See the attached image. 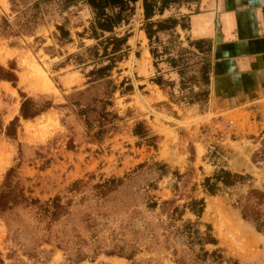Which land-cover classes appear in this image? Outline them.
Here are the masks:
<instances>
[{
  "label": "rangeland",
  "instance_id": "rangeland-1",
  "mask_svg": "<svg viewBox=\"0 0 264 264\" xmlns=\"http://www.w3.org/2000/svg\"><path fill=\"white\" fill-rule=\"evenodd\" d=\"M184 9L166 11L162 19ZM91 21V9L81 2L65 7L63 0H0V66H11L17 78L16 88L0 81L3 126L18 116L20 94L54 106L20 120L15 140L0 133V187L6 171L19 165L20 188L28 200L39 201L0 214V264H176L177 257L194 264L198 247L176 233L187 220L201 232L210 225L217 246L205 250L219 248L225 259L241 264H264V235L240 218L234 194L211 197L200 187L224 168L250 175L251 185L262 189L264 163L252 159L264 142V126L256 128L254 116L240 113L219 116L222 123L199 117L206 107L187 103L188 90H181L176 69L165 61L184 54L191 74L201 56L189 54L191 37L177 28L178 39L160 37L156 47L169 55L154 67L142 30V0L130 23L114 30L117 37L129 35V49L107 78L119 87L109 98L103 80L86 78L108 64L93 56V47L99 55L102 48L90 38ZM158 75L174 86L160 89L151 82ZM104 101L112 103L105 111L119 119L104 114L99 120ZM138 122L156 136L155 147L132 135ZM99 123L106 124L100 142L93 137ZM111 180L121 183L102 187ZM188 197L204 199L199 221L189 213L173 221L162 212L163 202L175 199L181 207ZM54 198L65 212L50 219L46 206ZM237 224L241 229L233 228Z\"/></svg>",
  "mask_w": 264,
  "mask_h": 264
},
{
  "label": "trees",
  "instance_id": "trees-1",
  "mask_svg": "<svg viewBox=\"0 0 264 264\" xmlns=\"http://www.w3.org/2000/svg\"><path fill=\"white\" fill-rule=\"evenodd\" d=\"M138 1L139 0H63L65 7L75 6L78 2H81L91 9L92 21L89 27L90 38L98 41L97 46L102 48V54L99 55L98 48L93 47V56L95 59L105 58L108 64L89 71L86 78L88 79V83L103 80L104 84L110 87L107 93L109 98L118 91L119 87L111 80H107V78L110 76L112 69L115 68L116 63L120 62L126 56L129 49L127 45L129 35L117 37L114 35V30L130 23L135 13V4ZM198 2L199 0H142L144 18L142 30L150 44V55L154 67H157L162 55H169L166 47H163L162 51H159L158 47H156V45L161 42L160 37L167 35L170 38L175 37L178 39L179 34L176 33L177 28L180 29L181 32L189 31V19L186 15H179L178 17L170 16L162 19L164 12L171 9L179 10L182 7L190 11L191 7ZM57 30L61 33L62 38L67 36L62 26H58ZM105 34H109L110 36L105 37ZM187 39L190 49L189 54L201 56L200 61L196 63L199 65L198 69L191 74L188 73L189 65L185 60L184 54L168 56L165 62L169 64L171 69H176L181 90H188L190 101L187 103L190 105H200L199 103L201 102L199 106L200 109H205L209 96L211 43L203 39L193 40L189 37ZM109 47L111 48L110 51H108ZM92 77H94V79L90 80ZM0 81L9 82L12 87L16 88L17 78L11 66L8 70L0 66ZM151 82L162 90L165 89V87L172 88L174 86L173 82L163 81L160 75L152 79ZM123 85L124 82L120 84V87H123ZM128 88V90L131 89V87ZM20 96L21 102L18 116L9 121L5 127L0 120V133H3V135L10 140L16 139L17 130L20 127V120H33L54 107L51 101L39 102L24 94H20ZM106 106H112V103L104 101L99 120H105L104 114L110 115L111 120L119 119L117 114L114 113L112 115L107 113L105 111ZM81 115H85L84 110L81 111ZM86 124L89 128V123ZM105 125L106 124L99 123L97 131L93 134L95 140L99 142L102 141L103 135L105 134ZM132 135L147 146L155 147L156 136L151 134L150 129L144 122H138L134 125ZM252 162L254 164L258 162L264 163V142H262L259 151L254 154ZM18 168L19 165L10 167L4 175L0 187L1 215L21 204L29 206L39 204L38 200H28L27 197H25L18 180ZM161 168H165V165H161ZM251 181L252 177L248 174L233 173L230 170L220 168L215 171L212 176L205 177L200 187L204 195L211 197L223 193H228L230 195L234 194L235 198L232 207L238 211L240 218L250 224L257 233L264 235V186L262 189L255 188L251 185ZM120 183L121 180H111L102 185V187L108 185L116 187ZM243 188H246L245 192H236ZM58 200V198H54L51 201L52 205L47 204L46 206V212H48L50 219H56L65 212L63 207L58 204ZM175 204V199L162 203V212H166L170 220L174 218L173 221H181L185 213L193 215L196 220L199 221L205 209L203 198L196 199L194 197H188L181 207ZM150 207H156V203H152ZM205 226L206 231L201 232L197 228V223L187 220L176 230L178 235L186 237L188 244L198 247V252L194 253L193 263L202 264L210 261L211 264H241L238 260L225 259L219 248L211 252L205 250L207 245L217 246V240L212 234L210 225ZM81 261L82 259H79L77 263ZM0 263H2V261H0ZM175 263L187 264L183 257H177Z\"/></svg>",
  "mask_w": 264,
  "mask_h": 264
},
{
  "label": "crops",
  "instance_id": "crops-1",
  "mask_svg": "<svg viewBox=\"0 0 264 264\" xmlns=\"http://www.w3.org/2000/svg\"><path fill=\"white\" fill-rule=\"evenodd\" d=\"M179 15L188 17L191 39L211 43L208 103L199 117L222 123L219 116L240 113L264 126V0H199Z\"/></svg>",
  "mask_w": 264,
  "mask_h": 264
},
{
  "label": "bare ground",
  "instance_id": "bare-ground-1",
  "mask_svg": "<svg viewBox=\"0 0 264 264\" xmlns=\"http://www.w3.org/2000/svg\"><path fill=\"white\" fill-rule=\"evenodd\" d=\"M233 228H240L241 229V226L239 224L235 225ZM238 230V229H237Z\"/></svg>",
  "mask_w": 264,
  "mask_h": 264
}]
</instances>
